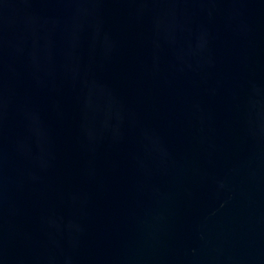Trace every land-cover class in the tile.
<instances>
[{
  "label": "water",
  "instance_id": "95a60500",
  "mask_svg": "<svg viewBox=\"0 0 264 264\" xmlns=\"http://www.w3.org/2000/svg\"><path fill=\"white\" fill-rule=\"evenodd\" d=\"M0 264H264V0H0Z\"/></svg>",
  "mask_w": 264,
  "mask_h": 264
}]
</instances>
